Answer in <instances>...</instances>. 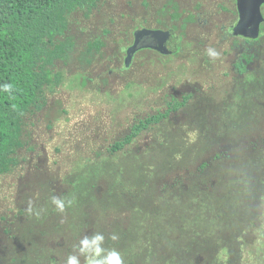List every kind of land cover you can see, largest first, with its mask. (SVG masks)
<instances>
[{"label": "rangeland", "instance_id": "374dc122", "mask_svg": "<svg viewBox=\"0 0 264 264\" xmlns=\"http://www.w3.org/2000/svg\"><path fill=\"white\" fill-rule=\"evenodd\" d=\"M236 21L234 0H100L69 16L58 40L74 46L53 67L61 83L26 119L19 165L0 175V264H66L96 232L124 264L264 260V24L248 43ZM143 27L175 30L178 51L138 52L127 65ZM93 41L105 46L89 51ZM243 54L252 61L241 75ZM185 95L184 107L109 152ZM53 195L75 202L61 214Z\"/></svg>", "mask_w": 264, "mask_h": 264}, {"label": "trees", "instance_id": "16d2710c", "mask_svg": "<svg viewBox=\"0 0 264 264\" xmlns=\"http://www.w3.org/2000/svg\"><path fill=\"white\" fill-rule=\"evenodd\" d=\"M99 2L0 0V84L13 85L11 96L0 92V175L11 173L19 165L17 154L24 147L26 119L44 108L47 91L61 83L62 74L53 67L58 61L67 62L68 52L74 46L73 42L58 40L68 30L69 16L79 9L92 11ZM172 4V1H168L163 11L169 10ZM172 8L175 13L170 14V18L178 20L177 5L174 4ZM104 46L102 41H93L89 42L88 50L99 52ZM146 50L152 51L143 48L139 52ZM241 58L236 63V70L243 75L248 71L252 56L243 54ZM189 100V95H185L182 100L174 99L165 112L139 120L129 134L109 148V152L115 153L130 145L144 131L160 124ZM247 260V264H264L260 257H249Z\"/></svg>", "mask_w": 264, "mask_h": 264}, {"label": "clouds", "instance_id": "9594fccd", "mask_svg": "<svg viewBox=\"0 0 264 264\" xmlns=\"http://www.w3.org/2000/svg\"><path fill=\"white\" fill-rule=\"evenodd\" d=\"M206 54L211 61H216L220 58V52L213 47L206 49ZM0 92L6 93L9 96L13 93V85L11 83L0 84ZM74 199H66L56 195L51 196L50 203L54 206V210L59 213H64L67 207L74 204ZM44 209L36 210L29 202L27 212L35 214L37 217ZM110 240L116 241L119 239L118 235L112 234ZM76 254L69 255L66 264H81V257H83L84 264H124L122 255L114 248L105 247V236L103 233L96 232L91 236L85 235L79 240L75 246Z\"/></svg>", "mask_w": 264, "mask_h": 264}, {"label": "water", "instance_id": "95a60500", "mask_svg": "<svg viewBox=\"0 0 264 264\" xmlns=\"http://www.w3.org/2000/svg\"><path fill=\"white\" fill-rule=\"evenodd\" d=\"M181 36L173 29H138L134 32L133 44L126 51V64L129 65L137 52L146 48L167 55L178 51Z\"/></svg>", "mask_w": 264, "mask_h": 264}, {"label": "flooded vegetation", "instance_id": "af4514ba", "mask_svg": "<svg viewBox=\"0 0 264 264\" xmlns=\"http://www.w3.org/2000/svg\"><path fill=\"white\" fill-rule=\"evenodd\" d=\"M237 6V21L232 29L242 36L245 42L255 43L263 35L260 30L264 24V0H234Z\"/></svg>", "mask_w": 264, "mask_h": 264}]
</instances>
